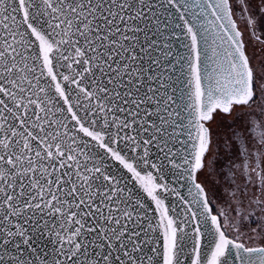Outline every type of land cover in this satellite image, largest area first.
I'll return each mask as SVG.
<instances>
[{
	"label": "snow or ice",
	"instance_id": "6c2138e0",
	"mask_svg": "<svg viewBox=\"0 0 264 264\" xmlns=\"http://www.w3.org/2000/svg\"><path fill=\"white\" fill-rule=\"evenodd\" d=\"M0 264H264V0H0Z\"/></svg>",
	"mask_w": 264,
	"mask_h": 264
}]
</instances>
